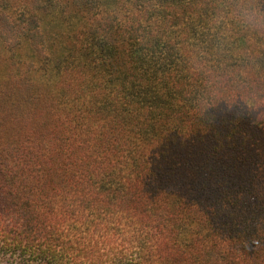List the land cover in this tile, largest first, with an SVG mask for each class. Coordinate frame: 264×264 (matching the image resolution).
<instances>
[{"label": "trees", "instance_id": "16d2710c", "mask_svg": "<svg viewBox=\"0 0 264 264\" xmlns=\"http://www.w3.org/2000/svg\"><path fill=\"white\" fill-rule=\"evenodd\" d=\"M0 264H264V0H0Z\"/></svg>", "mask_w": 264, "mask_h": 264}]
</instances>
